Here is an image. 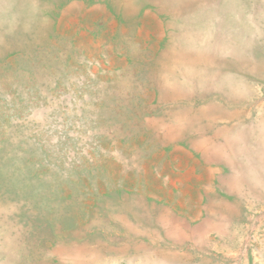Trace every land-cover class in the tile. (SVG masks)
Segmentation results:
<instances>
[{
    "label": "rangeland",
    "instance_id": "374dc122",
    "mask_svg": "<svg viewBox=\"0 0 264 264\" xmlns=\"http://www.w3.org/2000/svg\"><path fill=\"white\" fill-rule=\"evenodd\" d=\"M0 264H264V0H0Z\"/></svg>",
    "mask_w": 264,
    "mask_h": 264
}]
</instances>
